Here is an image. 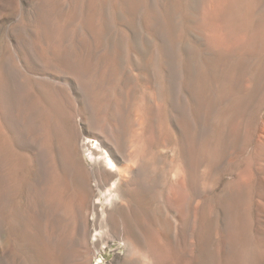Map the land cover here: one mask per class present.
<instances>
[{"label": "rangeland", "instance_id": "374dc122", "mask_svg": "<svg viewBox=\"0 0 264 264\" xmlns=\"http://www.w3.org/2000/svg\"><path fill=\"white\" fill-rule=\"evenodd\" d=\"M178 1L0 0V264H264V0L220 62Z\"/></svg>", "mask_w": 264, "mask_h": 264}, {"label": "bare ground", "instance_id": "6f19581e", "mask_svg": "<svg viewBox=\"0 0 264 264\" xmlns=\"http://www.w3.org/2000/svg\"><path fill=\"white\" fill-rule=\"evenodd\" d=\"M209 1H210L209 4H210L211 9L205 12L202 19L204 20V22L208 23L206 21V16H207L208 21L210 22L209 24H212L211 26L214 27L213 28L214 33L212 35V40L214 39V42H212V45H211V42L209 44V46L213 49L211 52L212 54L211 58L216 62H220V60L223 57L229 54L235 55V54L241 53L242 55V53H244L243 44H244V39L246 37L243 35L244 38H242L240 43L235 42V40L239 33L244 34V32L249 29L252 23V20H251L252 16L255 12L253 4H255L257 0H209ZM175 4L176 6L180 5L178 0H175ZM260 29L262 28L259 27L255 29L256 35H260V33L256 32L257 30H260ZM216 30H217V33H216ZM237 43L239 44L238 46H237ZM140 144H141L139 146L141 147L140 150H144V147L148 148L149 150L153 149L150 138H148V140L147 139L145 140L144 137H141ZM97 147H100V146L97 145ZM68 148H69L68 152L71 155L72 161L74 160V162H76V159H78L76 151L72 152L74 148L70 145V143L68 145ZM89 151H90L89 152L90 155H95V154L101 155L102 161L104 162L106 166H108L107 172L104 175V177L102 179H97L96 187L98 188L99 198H102L104 203H107V205H111L113 201H115L119 196L121 197L122 195L125 194V191H126L125 184L124 182H122V180H124L125 173H128L127 171H128V168H130V166L128 165L123 169H119L113 162L112 158L109 157L107 151L104 149H101V151H99L98 149H94V150L89 149ZM143 155L144 153L141 155L140 163H139L140 170L138 171V174H137L139 175V178H140L137 188L142 193L144 190L143 188L146 187L144 186L145 184H147L149 188L151 189L154 187V184H155L154 178L151 177L150 169H149V164H150L149 160L151 158L147 160L146 156L145 155L143 156ZM134 184H137V182ZM126 198L128 200V197ZM113 213L114 212L112 210L108 211V214H107L108 219L111 220ZM253 222L255 221L253 220ZM154 241L155 240L150 241L148 245L145 246L146 251L153 253V251H155L156 248H158L159 250L162 248V246L159 245L157 241L156 242Z\"/></svg>", "mask_w": 264, "mask_h": 264}]
</instances>
